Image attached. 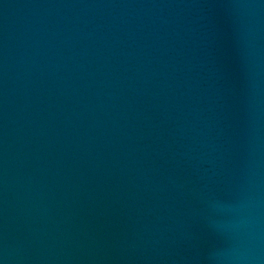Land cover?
<instances>
[{
  "label": "water",
  "instance_id": "1",
  "mask_svg": "<svg viewBox=\"0 0 264 264\" xmlns=\"http://www.w3.org/2000/svg\"><path fill=\"white\" fill-rule=\"evenodd\" d=\"M0 264H264V0H0Z\"/></svg>",
  "mask_w": 264,
  "mask_h": 264
}]
</instances>
